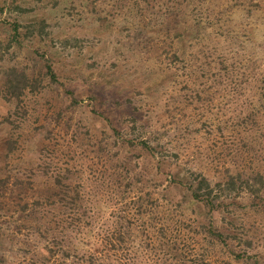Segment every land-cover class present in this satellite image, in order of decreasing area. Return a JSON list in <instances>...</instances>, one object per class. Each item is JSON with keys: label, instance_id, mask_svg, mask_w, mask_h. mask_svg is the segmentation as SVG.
I'll return each instance as SVG.
<instances>
[{"label": "rangeland", "instance_id": "1", "mask_svg": "<svg viewBox=\"0 0 264 264\" xmlns=\"http://www.w3.org/2000/svg\"><path fill=\"white\" fill-rule=\"evenodd\" d=\"M41 21V36L7 47L13 22ZM36 52L52 60L56 83L43 77ZM7 67L39 77L41 86L26 93L18 113L0 98V119L11 115L0 126L6 264H47L31 209L56 192L57 174L82 183V192L106 175L112 182L117 140L93 111L123 137L162 148L157 191L173 199L184 192L167 188L170 177L190 182L202 174L215 184L226 171L264 176V0H0V69ZM115 187L100 193L109 206L100 223L119 208ZM239 189L219 197L230 250L244 257L217 244L210 264H264V206Z\"/></svg>", "mask_w": 264, "mask_h": 264}, {"label": "trees", "instance_id": "2", "mask_svg": "<svg viewBox=\"0 0 264 264\" xmlns=\"http://www.w3.org/2000/svg\"><path fill=\"white\" fill-rule=\"evenodd\" d=\"M37 25L39 29L35 33ZM37 25L22 26L13 22L7 47L12 42L19 44L21 36L30 39L41 36L45 23L41 21ZM36 53L45 70L43 77L56 83L52 60L45 52ZM37 78H30L16 67L1 68L0 98L16 113L22 111V98L41 86ZM67 94L71 103H75L71 91ZM93 112L103 116L117 140L115 165L109 174L114 178L107 184L104 182L106 175L82 192L78 190L82 183L68 182L67 173H60L53 178L56 192L34 200L31 216L37 223L40 238L46 242L42 255L47 264H210L207 253L217 244L226 248L234 259H243V254L230 250L231 232L225 222L229 217L228 207L219 194L224 191L238 194V185L239 190L252 195L254 206H264V176L261 173L246 177L226 171L215 184L202 174L195 175L190 182L170 177L167 188H181L184 192L180 199H173L167 196L165 189L157 191L165 172L162 148L139 137H123L108 117ZM9 117L0 119V126L10 124ZM102 149L109 153L106 147L100 146L99 151ZM105 159L106 163L111 161L109 157ZM113 186L119 190V208L109 211L108 219L100 223L105 215L104 208L109 210L100 193H104V187ZM154 192L159 196H154ZM23 209L27 210L28 204ZM0 264H6L1 253Z\"/></svg>", "mask_w": 264, "mask_h": 264}]
</instances>
